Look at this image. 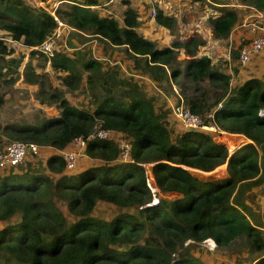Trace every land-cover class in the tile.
Masks as SVG:
<instances>
[{"label": "trees", "instance_id": "trees-1", "mask_svg": "<svg viewBox=\"0 0 264 264\" xmlns=\"http://www.w3.org/2000/svg\"><path fill=\"white\" fill-rule=\"evenodd\" d=\"M240 1L264 11V0ZM65 3L55 10L59 20L113 45L131 76L118 77L116 59L100 61L83 49L55 50L50 67L66 73L59 79L67 89L84 88L89 105L72 104L63 91L52 88L47 74H35L28 62L24 81L38 83L36 99L56 103L58 115L0 125V133L9 141L64 151L76 136L86 138L95 128L109 129L129 141L132 161L119 160L114 138L90 139L83 154L95 162L77 170H66L57 152L19 172L15 171L19 165L0 170L6 171L0 173V264H210L207 251L197 249L206 239L234 260L241 256L245 261L238 264H264V227L255 221L246 199L249 191L264 185V113L259 114L264 112V82L250 77L232 86L225 63L196 55L204 44L200 35L173 40L169 46L144 38L128 0L122 2L121 22L100 16L91 7L99 0ZM220 12L208 19L215 39L227 38L239 17L235 7ZM155 22L171 30L176 23L161 10ZM56 26L43 7L25 0H0L4 83L12 84L18 76L21 56L14 54L15 43L37 46ZM179 48L188 59H177ZM31 54L46 60L36 50ZM232 57L237 58V50ZM142 78L164 94L177 84L192 113L249 142L229 155L213 132L175 128L170 108L153 104ZM225 163L228 175L223 179L191 170L211 172ZM144 164H150L147 170ZM170 192L180 196L171 201L160 196ZM58 200L76 218L74 223H69ZM98 201L134 207L136 212L120 210L110 220L99 219L92 215Z\"/></svg>", "mask_w": 264, "mask_h": 264}, {"label": "crops", "instance_id": "crops-1", "mask_svg": "<svg viewBox=\"0 0 264 264\" xmlns=\"http://www.w3.org/2000/svg\"><path fill=\"white\" fill-rule=\"evenodd\" d=\"M25 1H27V3L32 5V6H40V7H44L47 9H52L53 6H55V5L57 6L59 3L67 2V0H25ZM104 1L105 0H103V1L99 0V4H101ZM164 1L165 0H163L162 2H164ZM168 1H169L170 8L173 7L174 11H177V16L174 17V20L176 21V23H175L176 29L175 30H174L175 27L171 30V29L166 28L165 26L158 25L155 22V18L152 19L150 17L149 6L147 5V3L143 2L142 0H128L129 6L135 8V10L137 12V20L139 22V25L137 27L138 33H140L144 38H147L151 41L158 42L159 45H167V46H169L173 40H177V34H178V38H180V39H186V38H189L192 36L200 35L201 38L205 41V43L203 45L199 46L198 50L199 51L207 50L208 54L215 56L214 59H211V57L209 55H206L211 59L212 63H214L216 61L224 62L227 66L228 74H230L232 76L234 74L232 73L233 71L231 70V66L234 65L235 62H238L237 58L232 57V52H233V50H237V52H238V48L241 47V45L245 44L248 41V39L252 36V32L248 26V22L254 21L257 24H259L261 27L264 28V11H258L251 6L242 4L240 0H228V1L221 0L223 2H214V4H213V6L215 7L214 9L220 11V9H222L223 7H226V6L235 7L236 9H238L239 17H238V22L233 27V29L231 30V32L227 38L215 39L212 36L211 26H207L206 21H198L199 16L197 17L196 22L193 23L191 27H188V25H187V23H185V21L183 22L182 18H184V20H185V17H192L193 16L192 14H196L195 8H196L197 3L194 4V3L188 2L186 0H180V2L177 0H168ZM201 4H203V2ZM157 7H158V10H161L163 12L165 9V4L164 3L159 4ZM204 7H205V5H204ZM123 8H124V6L122 4H110V5L106 6L105 8L101 7V8H97L96 10L100 16H106V15L112 16L121 22L120 14H121V11H123ZM163 14H164V12H163ZM193 18H196V17H193ZM193 18L188 19V21L190 20L189 24H191L192 22L195 21ZM62 23L63 24L60 27V34L57 37L56 44H55V47L57 50L64 51L67 53H72L76 50L82 49L84 45L89 44L92 48V54L94 57L99 58V59H103V60H110V61H113V59H116L117 64H119L120 67L122 68L121 72L124 73L125 76H131V74L128 72L126 67L123 66V64L120 62L121 56L118 55V52L116 51V49L113 51L114 58H112V59L108 58V53H110L112 51L111 50L112 48H115V47H113V45L105 44L102 39L99 40L98 38L92 36L89 33H86V32L80 31V30H76L63 21H62ZM194 26L196 27V30L192 31V27H194ZM199 27H200V29H199ZM199 30H201V32H199ZM191 33H193V35L189 36V34H191ZM7 41L11 42L9 39ZM16 46L18 48L14 54H16V56H21V60H20V65L17 68L18 78L15 80L14 83H12L10 85L12 88V92L14 93V96L18 98V95H16V91L21 90L22 92L25 93L27 101L29 103V104H27L28 110H32V108H34V109L39 108L41 110V112L44 113V114H42V113L41 114L45 117L58 115L59 109L57 108L56 103L41 104L36 99L35 93L39 88L38 83H27V82H25L22 72H23V69H24L26 63L30 62L34 68L35 74H37V75L47 74L48 78H51V82L49 80V83H51L52 88H58V86H56L55 81L52 80L53 75L57 76L58 74H61V76H59V77H63L66 75V73L60 72V71L55 72L54 70H52V68L50 67L49 61L47 59L44 60V58L42 56H39L38 54H33V55L31 54V51L33 50L32 48L25 47L21 44L15 43V47ZM19 46H21V47H19ZM180 58H182L181 60L189 58V56L184 52V49H182V48L177 49V59L180 60ZM42 60H44L43 61L44 65L40 66L39 63L42 64ZM252 61H257V63H258V61H260V65H262L261 69L263 70V68H264V50L261 51L259 54L258 53L255 54L252 57V59L250 61V65H251ZM252 65H254V64H252ZM258 68H260V67L257 66V68L255 70H254V67L252 68L251 71H253V74H256ZM119 72H120V69H119ZM245 73H247V72H245L244 69H242V68L241 69L239 68V70L237 69V71L235 73V80L237 79L236 80L237 82L234 79H233L234 81L231 79V85L235 86L236 84H238V83H240V82H242L245 79H248L250 77L258 78V76H254V75H249L248 77L247 76L245 77V75H244ZM13 75L16 76V73H14ZM5 79H6V77L0 76V82L5 80ZM60 81L62 82V80H60ZM143 82L146 86V89H145V90H147L146 93H148L147 95H150L153 98V104L155 106L160 107L163 105V106H167L170 108L173 104L178 102V99H179L178 93H176V94H174V93L173 94H171V93L164 94L157 87H154L152 83L149 85L145 79L143 80ZM176 91L177 90L174 87V92H176ZM5 93L3 94L2 98H1L2 99L1 104H3L5 102V99L8 98L9 92L7 94H5ZM19 102H21L20 99H19ZM170 110H171V108H170ZM231 135L237 136V137H242L244 139V141L240 142V144H244L246 142H249V140H247L244 136H239L237 134H231ZM221 144L226 146V143L221 142ZM234 147L235 146H233L232 148H234ZM232 148H228V149L231 150ZM68 149H71V145L69 148H67L65 150H68ZM45 150H47V149H45ZM48 150H49V154H52L54 152L59 153V151H56L53 148H48ZM81 157H84V158L86 157L85 159L80 158V162L83 161V163H85V165H83V166H86L88 164L90 165L92 163L91 159L88 158L87 156H85L84 154ZM222 165H220V166L222 167ZM220 166H218V167L220 168ZM78 167H82L81 164L78 165L77 168ZM77 168L75 170H77ZM223 172H224V174L222 175V177L214 176V178L215 179H223L228 175L227 170H226V164H225ZM263 201L264 200H261L262 203H263ZM109 204H111V203H109ZM248 205L253 210V213L256 212L255 213V221L260 222L262 224V226L264 227V206L261 203H259V204H257V206H255V209H254L252 207V205H250L249 203H248Z\"/></svg>", "mask_w": 264, "mask_h": 264}, {"label": "rangeland", "instance_id": "rangeland-1", "mask_svg": "<svg viewBox=\"0 0 264 264\" xmlns=\"http://www.w3.org/2000/svg\"><path fill=\"white\" fill-rule=\"evenodd\" d=\"M223 1H228V0H223ZM223 1H221V2H223ZM65 4H66L65 2L64 3H59L57 6L56 5L53 6L52 9H47V8H45V9L47 11H49V12H55V10L57 8H59V7L63 8L65 6ZM200 4L201 3H198L196 5V8H195L196 14H192L193 15L192 17H185V20H184V18H182L183 22L185 21V23H187L188 27H191L192 24L196 22L197 17L200 16V14H202L201 11L204 8V5H207V7H214L213 5L209 4L205 0H203V4H201V5ZM37 7H40V6H37ZM193 17H196V18H193ZM189 18L190 19L193 18L195 21L192 22L191 24H189V21H190V20L188 21ZM205 21H206L207 26H210V24L208 22V19H205ZM175 29H176V26H175L174 30ZM193 33L189 34V36H192ZM198 37H199V35H198ZM177 40H184V39L178 38V34H177ZM204 43H205V41H204ZM19 47H21V46H19ZM17 48L18 47L16 46L15 47V51L17 50ZM82 49L83 50H87V51H89L92 54V48H91V46L89 44L84 45ZM114 50L115 49H113L110 53H108V58L109 59L114 58V54H113ZM196 55H198V56H200V55H209L211 57V59L215 58V56L208 54L207 50H204V51H199L198 50ZM97 59L100 60V61L103 60V59H99V58H97ZM181 59L182 58H180V60ZM43 61L44 60H42V64L39 63L40 66L44 65ZM124 63L125 62H123V64ZM222 63H224V62H222ZM252 64H254V65H252ZM257 66L260 67V68L257 69L256 74H253V71H251V70H252L253 67H254V70H255L257 68ZM239 68L240 69L242 68V69H244L245 72H247V73L244 74L245 77L246 76L248 77L249 75L258 76V78H260V80H262L264 82V68H263V70L261 69L262 65H260V61H258V63H257V61H252L251 65H250V62L248 64H246V65H240L238 62H235L234 65L231 66V70L233 71L232 73L234 74L233 76L230 75V78L232 80L233 79L235 80L234 69H236V70L238 69L239 70ZM121 71H122V68L120 67V72H119V75H118L119 78L127 79V78L130 77V76H125V74L122 73ZM59 76H61V74H58L57 76L53 75L52 80L55 81L56 86H58L59 90L63 91L64 96L74 105L82 106V107L88 106L90 98L87 95L85 89L82 88V87H79L77 89H72V90L71 89H67L64 86V84H62V82L59 80V78H58ZM17 78H18V76H17ZM49 80L51 82V78H49ZM143 80H144V78H142V81ZM10 85L11 84L4 83V81L0 82V98H2V96H3V94L5 92H6L5 94H7L9 92L8 98L5 99V102L3 104H0V125L1 126H4L7 123H29V122H34L35 118L39 119L40 118L39 116H43L42 114H44V113H42L39 108L38 109L32 108V110H28L27 104H29V103L27 101L25 93L22 92L21 90H18V91H16V95H18V98L15 97L14 93L12 92V88H11ZM174 87L177 90L176 92H174ZM169 90L171 91V94L178 93V95H179L177 84L176 85L174 84L172 86V88H170ZM172 90H173V92H172ZM146 94H148V93H146ZM19 99L21 100V102H19ZM263 113H264L263 111H260V114H263ZM43 117H45V116H43ZM170 121H171V125H173L175 128L182 129L179 126V124L173 119L171 113H170ZM213 133H214V140L218 141L219 143H221V142L222 143H226V146L228 148H232L233 146L239 147L240 145H242V144H240V142L244 141V139L242 137L232 136L231 134H229V133L227 134L224 131H221L219 133H216V132H213ZM0 141H2L4 143L10 142L1 133H0ZM235 147L232 148V150H235L237 148V147L236 148ZM45 149H47V148L40 149L39 154L36 155V156H28L26 158L27 160L25 159L26 161H24L17 168H15V169H17L15 171L19 172L20 170H18V169H20L22 167H26L28 164H33V165L36 164L35 166H37V165H40L41 163H44L46 158L49 156V150L48 149L45 150ZM82 155L83 154H81L79 156V159H78V162L81 164V166L85 165V163H83V161L80 162V158H84V157H81ZM91 161H92V163L95 162V160H92V159H91ZM78 162H77V166L80 165ZM225 164H223L222 167L220 166V168L219 167L216 168L212 172L200 173L198 171H194V170H192V171L197 172V173H199L200 175H202V176H204L206 178H208V177L214 178V176L222 177V175L224 174L223 170H224ZM144 166H145V168L147 170L148 167L150 166V164H144ZM39 169H41V167H39ZM5 172L6 171H4V172L1 171L0 173H5ZM160 196L165 198V199H167V200H169V201H171L172 199H174L176 197H179L180 194H178L176 192H172V193L170 192V193H166V194H161L160 193ZM246 199H247V202L250 205H252V207L254 209H255V206H257V204H259V203H261L264 206V201H263V203L261 202V200H264V185L262 187H259V188L255 189V190L249 191L246 194ZM156 200H157L156 198L153 199L154 202H156ZM57 205L60 207V209L64 213V215L67 217V219L69 220V223H71V222L74 223L76 221V218L73 215L69 214L66 206L64 205V203L62 201L58 200L57 201ZM139 208H137V209H139ZM120 210H125V211L131 212V213H133V212L135 213L136 212V208H134V207L127 206V207L120 208L118 206H114V205L109 204L107 202L98 201L96 203L93 211H92V215L98 217L99 219L110 220L111 217L114 214L118 213ZM255 213L256 212H254V214ZM1 224L2 223H0V225ZM198 246L199 247L197 249L199 251H203V252L207 251V253L209 254L208 262L210 264H238V263H243L241 261H245L243 258H241V256L240 257L237 256V259L234 260V258H233V256L231 254L228 255L227 251H224V250L222 251L220 248H217L216 245L214 243H212V241H207V239L204 240L203 242H201ZM246 257L251 259L252 255L248 254ZM206 260H207V258H206Z\"/></svg>", "mask_w": 264, "mask_h": 264}, {"label": "built area", "instance_id": "built-area-1", "mask_svg": "<svg viewBox=\"0 0 264 264\" xmlns=\"http://www.w3.org/2000/svg\"><path fill=\"white\" fill-rule=\"evenodd\" d=\"M126 0H105L101 4H97L92 6V8H105L110 4H122ZM143 2L147 3L149 6V15L152 19L155 18L158 5L165 4L164 15L168 17H175L177 16V11H174L173 7L170 8L169 1L165 0H142ZM180 2V0H177ZM188 2H192L194 4H198V1L195 0H186ZM211 4L213 2L206 0ZM176 3V2H175ZM202 14L199 16L198 21H205V19L215 18L219 16L220 12L214 8L205 7L202 9ZM52 15L57 23L56 28L53 32L46 37V39L39 45L34 46L33 49L42 53L46 59L52 57L53 53L55 52L56 47V39L60 34V27L62 26V21L52 12ZM248 26L252 32V36L248 39V41L241 45L238 48L237 52V61L240 65L248 64L252 57L261 52L264 49V28L261 27L254 21L248 22ZM200 29V27H199ZM196 27H192V31H195ZM201 32V30H199ZM260 32V33H259ZM231 82V78H230ZM171 114L174 120L179 124V126L184 130H201L207 132H221L218 127L214 124L208 123L203 117L200 115L192 113L183 103L182 97L179 95L178 102L173 104L171 107ZM207 117H211V114H208ZM114 138L117 142V146L119 148V160L120 161H132L130 159V150L131 146L127 139H125L121 134L116 133L113 130L109 129H102V128H95L88 136H76L72 139L70 145L71 149L59 151L58 155L61 156L62 160L64 161V165L66 170L72 171L75 170L77 167V162L79 156L83 154V150L86 146L87 140L90 139H110ZM41 147L36 143L29 142L23 143L19 141H10L4 143L0 141V170H5L11 167H16L23 163L25 158L28 155H38L40 152ZM149 185L151 183L150 179ZM152 192L154 193V188L150 187ZM207 241H212L207 239ZM212 243H214L212 241Z\"/></svg>", "mask_w": 264, "mask_h": 264}, {"label": "clouds", "instance_id": "clouds-1", "mask_svg": "<svg viewBox=\"0 0 264 264\" xmlns=\"http://www.w3.org/2000/svg\"><path fill=\"white\" fill-rule=\"evenodd\" d=\"M195 1H198V0H195ZM206 1V0H205ZM209 1H211V0H209ZM203 1H198V3H202ZM212 2V1H211ZM209 4H211L210 2H208ZM214 3V2H213ZM211 5H213V4H211ZM92 7V6H91ZM227 7V6H226ZM228 7H230V6H228ZM212 8V7H211ZM213 8H215V7H213ZM94 9H96V8H94ZM220 12V11H219ZM51 14H52V12H50ZM54 14H55V12H54ZM220 14H221V12H220ZM219 14V15H220ZM32 49H33V47H32ZM34 50V49H33ZM260 111H263V110H260ZM260 111H259V114H260ZM72 171H74V170H72Z\"/></svg>", "mask_w": 264, "mask_h": 264}, {"label": "water", "instance_id": "water-1", "mask_svg": "<svg viewBox=\"0 0 264 264\" xmlns=\"http://www.w3.org/2000/svg\"><path fill=\"white\" fill-rule=\"evenodd\" d=\"M234 150H229V155L233 152ZM226 163H227V161H226ZM191 170H194V171H198V172H200V173H204V172H202V171H199V170H196V169H191ZM141 208V207H140Z\"/></svg>", "mask_w": 264, "mask_h": 264}]
</instances>
